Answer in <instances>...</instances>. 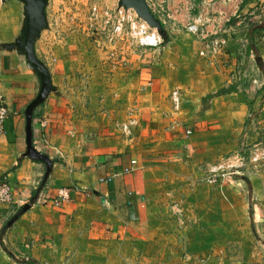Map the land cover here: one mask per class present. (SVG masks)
<instances>
[{
  "label": "crops",
  "instance_id": "crops-1",
  "mask_svg": "<svg viewBox=\"0 0 264 264\" xmlns=\"http://www.w3.org/2000/svg\"><path fill=\"white\" fill-rule=\"evenodd\" d=\"M262 5L264 0H168L164 29H182L202 17L207 37L223 35L229 43L223 55L206 60L197 56L202 43L195 36L189 43L177 37L168 51L146 50L133 76L140 94L130 133L122 130L126 123L72 121L73 111L55 88L33 118L34 147L52 161L50 171L26 156L25 111L42 78L19 44L0 47V93L10 111L2 136L16 158L5 176L13 200L0 204V264H164L178 229L175 220L160 215L151 192L157 188L155 158L161 152L190 154L197 163L200 147L210 140L215 154L223 148L218 139L243 132L261 87L214 97L206 108L202 100L226 86L216 63L220 56L236 57L233 48L248 41L247 20ZM262 40L255 36L264 52ZM175 90L181 93L179 110L171 104ZM61 190L68 191L67 199Z\"/></svg>",
  "mask_w": 264,
  "mask_h": 264
},
{
  "label": "rangeland",
  "instance_id": "rangeland-1",
  "mask_svg": "<svg viewBox=\"0 0 264 264\" xmlns=\"http://www.w3.org/2000/svg\"><path fill=\"white\" fill-rule=\"evenodd\" d=\"M165 1L160 2L165 11L153 13L163 27L169 21ZM118 5L119 0H46L35 52L49 68L62 103L73 111L72 121L125 124L136 108L140 93L133 76L140 56L145 57L150 49L139 45L130 24L122 21ZM263 10L264 5L255 9L254 22L264 23ZM187 26L165 29L161 33L164 42L151 50L168 51L177 37L189 43L194 35ZM27 27L25 1L0 0V47L24 43ZM256 35L264 39V31ZM239 44L233 48L234 59L220 56L216 63L226 81L223 89L233 87L238 94H247L250 85L263 89L264 69L256 58L264 52L255 55L248 52V41ZM225 49L211 59L223 55ZM262 89L255 100L260 103L250 110L243 132L218 139L221 151L214 154L210 140L209 146L200 147L197 163L190 154L171 157L175 154L161 152L155 158L152 182L157 188L151 192L160 201V215L175 220L178 229V243L169 244L172 249H166L164 264H264V160L253 161L256 152L264 150ZM209 101L207 97L202 100L205 108ZM188 127L193 131V126ZM2 132L0 179L15 168L16 161Z\"/></svg>",
  "mask_w": 264,
  "mask_h": 264
},
{
  "label": "water",
  "instance_id": "water-1",
  "mask_svg": "<svg viewBox=\"0 0 264 264\" xmlns=\"http://www.w3.org/2000/svg\"><path fill=\"white\" fill-rule=\"evenodd\" d=\"M27 8L28 27L25 36V42L19 44V48L25 54L27 61L32 64L39 75L42 78V88L36 98L28 105L25 111L26 117V142L27 152L26 156L35 162H42L48 167V171L51 170L52 161L40 153L34 147V131H33V118L34 113L40 108L48 99L50 94L55 90L52 81V75L47 65L42 62L35 52V42L44 24V11L46 6V0H24ZM119 6L126 10H134L138 17L145 21L151 28L156 29L163 40L162 32L164 27L162 23L157 19L149 8L147 0H119ZM164 41H162L163 43ZM256 63L263 69V61L259 56L256 58ZM48 177V174H47ZM40 195V191L35 195L34 201L31 204L33 206ZM30 206V205H29Z\"/></svg>",
  "mask_w": 264,
  "mask_h": 264
},
{
  "label": "built area",
  "instance_id": "built-area-1",
  "mask_svg": "<svg viewBox=\"0 0 264 264\" xmlns=\"http://www.w3.org/2000/svg\"><path fill=\"white\" fill-rule=\"evenodd\" d=\"M149 8L153 13L155 11L161 14V10L165 11V8L162 6L161 0H147ZM165 4L168 10V0L165 1ZM159 9V10H158ZM97 10V9H95ZM118 13L122 18V21L130 24L131 31L135 38L138 39V43L141 47L145 49H157L162 44L161 37L156 29L151 28L145 21L141 20L136 12L132 9L126 10L118 5ZM167 18L169 17V11ZM124 24V23H123ZM123 24L119 25L118 30L122 29ZM203 18L198 17L193 23L187 26V31L194 36L198 37L199 42L201 41L202 46L198 52L199 57L202 59H207L215 57L218 53L222 52L229 43V39L225 36L214 35V37H207L206 34L202 31ZM200 38V39H199ZM264 43V39H263ZM171 104L173 109L179 110L181 107V93L179 90H175L170 95ZM10 116V111L8 105L5 101L3 95L0 94V131H3L4 124ZM135 120H130L128 123L123 125L122 130L124 133H130L131 128L135 125ZM264 160V150L257 151L253 157V161L259 163ZM135 164V162H133ZM60 197L62 199L68 198V191L61 190ZM14 191L13 187L10 184V181L6 178L0 179V204H8L13 200Z\"/></svg>",
  "mask_w": 264,
  "mask_h": 264
},
{
  "label": "trees",
  "instance_id": "trees-1",
  "mask_svg": "<svg viewBox=\"0 0 264 264\" xmlns=\"http://www.w3.org/2000/svg\"><path fill=\"white\" fill-rule=\"evenodd\" d=\"M254 20H255V17L252 16L251 21H250L251 27H250V29L248 31V35H247V40L249 43L248 52L254 53L255 55H259V49H258L257 44L255 42V33L259 32V31H264V23H256V22H254ZM263 69H264V67H263ZM263 89H264V87H263ZM234 92H236V89L233 87H230L229 89H222L215 95H209L207 97V99H212L214 97L223 96V95L234 93ZM39 163H42V162H39Z\"/></svg>",
  "mask_w": 264,
  "mask_h": 264
}]
</instances>
